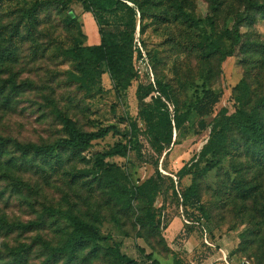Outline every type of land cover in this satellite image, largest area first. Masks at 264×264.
Here are the masks:
<instances>
[{
    "label": "rangeland",
    "instance_id": "rangeland-1",
    "mask_svg": "<svg viewBox=\"0 0 264 264\" xmlns=\"http://www.w3.org/2000/svg\"><path fill=\"white\" fill-rule=\"evenodd\" d=\"M121 1L136 12L135 78L127 89L105 65L94 87L80 89L71 79L76 65L63 55L77 43L99 46L103 34L122 45L132 30L126 9L101 15L81 0H4L0 7V264H66L53 252L71 231L62 212L97 224L112 237L110 246L139 262L143 250L159 264H225L223 249L264 264L259 147L233 128L221 165L204 174L201 160L222 116L250 112L264 98V10L247 12L242 0H138L140 11ZM36 2L42 7L30 25L22 15ZM175 2L186 17L174 18ZM209 6L213 26L205 20ZM239 17L246 20L238 56L221 61L204 50L213 41L229 52L226 31ZM64 118L83 132L114 127L118 135L48 158L16 148L67 138ZM117 144L128 145L126 157H105ZM102 161L115 168L113 187L97 176ZM192 183L203 210L185 209L183 192ZM143 185L144 195L130 194ZM251 188L255 199L244 201ZM77 264L113 263L101 248L98 256L82 252Z\"/></svg>",
    "mask_w": 264,
    "mask_h": 264
},
{
    "label": "trees",
    "instance_id": "trees-1",
    "mask_svg": "<svg viewBox=\"0 0 264 264\" xmlns=\"http://www.w3.org/2000/svg\"><path fill=\"white\" fill-rule=\"evenodd\" d=\"M88 10H92L97 14L106 15L114 14L122 9H126L131 13V26L132 30L128 33L127 37L123 40L122 45H115L110 42L109 36L103 34L101 44L99 46L87 47L83 46L81 43L75 44V46L68 48L63 51V55L71 60L76 65V74H72L71 79L78 85L80 89H91L96 85L97 80L100 78L102 73V68L104 65L108 68L111 73L112 79L117 83V86L127 89L131 86L132 80H134L135 75L131 67L133 52L131 49L133 41V31L136 25V12L133 8L127 6L121 0H81ZM137 6V8L142 11V5L138 3V0H126ZM149 1V0H148ZM213 6H217L219 0H210ZM4 0H0V7L2 6ZM169 3L173 0H168ZM243 3L247 4V12L264 10V0L263 3L255 2L254 0H242ZM173 5L174 8V18L181 19L186 17L183 9V5L176 3ZM221 5V3H219ZM41 3L36 2L32 8L27 12L23 13V18L26 19L27 23L34 25L37 22V14L41 8ZM209 16L205 19L214 25L213 17L214 12L209 6ZM218 13V9L214 10ZM72 15L68 16L67 22L70 26L74 25L75 21ZM246 20V17H239L231 31H226L228 40L231 41V48L229 52H222L221 48L215 42H210L204 48L211 49L214 52L220 53L222 55L221 61H226L228 58L238 56L237 49L241 45L242 35L240 33V27L242 23ZM141 21L143 18L141 17ZM142 24V22H141ZM101 33L102 30H100ZM210 55V54H209ZM262 111H264V98L255 106L250 112L238 111L232 117L222 116L216 123L212 136L208 144L204 147L201 153V160L206 162L205 168L203 169L204 174H208L219 167L222 163L224 153L226 151L227 136L229 132L234 128L238 133H240L249 144L256 145L259 148L254 153L255 159L263 164L259 166H264V120L261 116ZM63 125L68 137L61 139L54 145L39 147L34 145H20L16 144V148L23 153H33L36 156H41L44 158L51 157L53 154L57 153L58 150L61 151H72L75 153H82L90 149L94 142L99 140H104L109 135H118V132L114 127H108L101 129L97 132L88 133L80 131L76 128L72 121L64 118ZM6 141L0 138V144H5ZM129 151L128 145L117 144L111 151L107 152L105 157H126ZM115 171L114 166L105 165L104 162L99 163L98 177H105L108 183V187H113L116 185V181L113 178V173ZM126 189H128L126 187ZM145 186L136 187V190H130L132 195H144ZM246 195L244 194L243 200L249 201L251 198L255 199V193L253 194V188L246 190ZM123 196V195H122ZM183 204L185 209L191 206L194 210H203L200 207V198L197 194L196 185L192 183L189 189L183 192ZM62 218L68 222L71 231L67 235L64 244L53 252L56 255L65 257L66 264H77L79 262L82 252L90 250V253L98 256L100 254L101 248H105V255L112 260L113 264H159L155 259L154 253L146 255L142 250V254L145 257V261L139 262L129 258L127 255L120 252L119 245L110 246L109 242L112 240L110 235H104L100 227L83 218L73 214L72 212H62ZM264 220V210H260V217ZM254 220H258V217L253 216ZM261 230H259L254 235V240L259 239ZM257 235V236H256ZM253 240V241H254ZM251 242L253 245L255 243ZM264 258V255H263ZM150 262V263H149Z\"/></svg>",
    "mask_w": 264,
    "mask_h": 264
},
{
    "label": "built area",
    "instance_id": "built-area-1",
    "mask_svg": "<svg viewBox=\"0 0 264 264\" xmlns=\"http://www.w3.org/2000/svg\"><path fill=\"white\" fill-rule=\"evenodd\" d=\"M206 243L208 244L207 241H206ZM220 252L222 253L223 261L225 264H235V258L234 257L230 256L223 249H220ZM245 264H249V263L245 262Z\"/></svg>",
    "mask_w": 264,
    "mask_h": 264
},
{
    "label": "crops",
    "instance_id": "crops-1",
    "mask_svg": "<svg viewBox=\"0 0 264 264\" xmlns=\"http://www.w3.org/2000/svg\"><path fill=\"white\" fill-rule=\"evenodd\" d=\"M249 263V262H248ZM235 264H245L244 262L238 261L235 259ZM250 264V263H249Z\"/></svg>",
    "mask_w": 264,
    "mask_h": 264
},
{
    "label": "water",
    "instance_id": "water-1",
    "mask_svg": "<svg viewBox=\"0 0 264 264\" xmlns=\"http://www.w3.org/2000/svg\"><path fill=\"white\" fill-rule=\"evenodd\" d=\"M72 17H73V15H72Z\"/></svg>",
    "mask_w": 264,
    "mask_h": 264
}]
</instances>
